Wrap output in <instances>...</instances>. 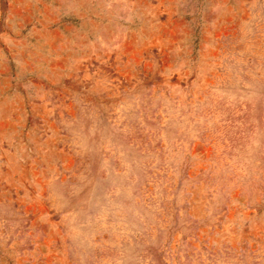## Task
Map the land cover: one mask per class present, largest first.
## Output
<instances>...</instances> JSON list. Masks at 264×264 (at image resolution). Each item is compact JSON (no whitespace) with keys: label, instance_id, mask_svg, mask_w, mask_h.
I'll use <instances>...</instances> for the list:
<instances>
[{"label":"rangeland","instance_id":"374dc122","mask_svg":"<svg viewBox=\"0 0 264 264\" xmlns=\"http://www.w3.org/2000/svg\"><path fill=\"white\" fill-rule=\"evenodd\" d=\"M0 264H264V0H0Z\"/></svg>","mask_w":264,"mask_h":264}]
</instances>
